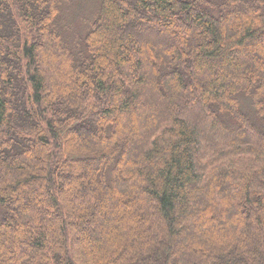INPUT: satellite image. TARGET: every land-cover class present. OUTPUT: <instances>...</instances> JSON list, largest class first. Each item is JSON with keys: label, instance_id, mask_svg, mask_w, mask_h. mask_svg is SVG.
Returning a JSON list of instances; mask_svg holds the SVG:
<instances>
[{"label": "trees", "instance_id": "obj_1", "mask_svg": "<svg viewBox=\"0 0 264 264\" xmlns=\"http://www.w3.org/2000/svg\"><path fill=\"white\" fill-rule=\"evenodd\" d=\"M97 1L0 0V264H264V0Z\"/></svg>", "mask_w": 264, "mask_h": 264}, {"label": "rangeland", "instance_id": "obj_2", "mask_svg": "<svg viewBox=\"0 0 264 264\" xmlns=\"http://www.w3.org/2000/svg\"><path fill=\"white\" fill-rule=\"evenodd\" d=\"M66 4V10L74 19L79 17L85 22H90L98 11L97 0H67Z\"/></svg>", "mask_w": 264, "mask_h": 264}]
</instances>
